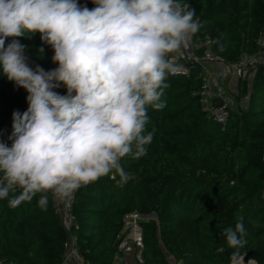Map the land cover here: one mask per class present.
<instances>
[{
	"label": "trees",
	"instance_id": "1",
	"mask_svg": "<svg viewBox=\"0 0 264 264\" xmlns=\"http://www.w3.org/2000/svg\"><path fill=\"white\" fill-rule=\"evenodd\" d=\"M78 3L95 7L92 0ZM186 3L202 23L197 42L208 35L213 51L233 61L258 50L264 0ZM16 39L45 71L58 67L39 33ZM199 72L195 67L189 76L168 77L166 106L148 110L146 132L154 134L146 155L121 160L128 176L122 187L119 176L108 175L76 191L70 233L85 264H114L122 256L124 217L134 211L156 217L142 223V260L136 264H230L233 250L221 233L240 217L247 233L241 257L264 264V67L248 106L232 110L225 125L209 118L199 102ZM56 92L66 95L67 89L61 85ZM26 98L25 89L0 75V141L9 146L12 114L27 110ZM40 195L17 207L0 200V264L64 263L68 234L55 198L48 194L45 211L38 206ZM221 246L223 253L217 251Z\"/></svg>",
	"mask_w": 264,
	"mask_h": 264
},
{
	"label": "clouds",
	"instance_id": "2",
	"mask_svg": "<svg viewBox=\"0 0 264 264\" xmlns=\"http://www.w3.org/2000/svg\"><path fill=\"white\" fill-rule=\"evenodd\" d=\"M92 3L0 0V75L28 93L27 110L12 114L11 145L0 141V200L11 207L41 194L46 211L49 193L64 200L108 175L122 187L121 160L146 155L148 110L166 106L168 77L184 71L178 60L202 27L186 0ZM37 33L53 49L54 70L30 67L16 39ZM61 85L66 95L54 91ZM221 234L230 264H241L243 218Z\"/></svg>",
	"mask_w": 264,
	"mask_h": 264
},
{
	"label": "built area",
	"instance_id": "3",
	"mask_svg": "<svg viewBox=\"0 0 264 264\" xmlns=\"http://www.w3.org/2000/svg\"><path fill=\"white\" fill-rule=\"evenodd\" d=\"M11 39L8 38L6 41L11 42ZM257 44L256 52L243 53L233 61L227 60L213 51L208 35L199 42L193 37L189 47L183 51V55L178 60L184 68V71L178 75L189 76L195 67L199 68L201 78V89L198 92L199 102L206 110L208 117L222 125L229 121L233 104H235V110H243L251 100L253 79H255L259 68L264 67V34L260 36ZM28 64L33 69L37 65L41 67L30 58H28ZM26 94L28 95L27 92ZM75 194L76 192L64 200L55 198L54 201L55 209L60 214L62 224L68 232L64 263L70 257L82 260L75 246L76 237L70 233L75 218L73 212ZM147 218L152 217L138 211L125 215L120 243L122 254L133 250L142 252V223ZM249 262L253 264L252 261Z\"/></svg>",
	"mask_w": 264,
	"mask_h": 264
},
{
	"label": "rangeland",
	"instance_id": "4",
	"mask_svg": "<svg viewBox=\"0 0 264 264\" xmlns=\"http://www.w3.org/2000/svg\"><path fill=\"white\" fill-rule=\"evenodd\" d=\"M255 79H256V77H255ZM255 79H253L254 82H253V86L251 87V89L253 91H254ZM232 108H233V110H235V108H236L235 107V104H233ZM151 217L152 218H156L154 214H151ZM70 258H74V257H70ZM69 259H67L65 263H67V261ZM137 260H142L141 252L139 250H136V251L133 250V251H130L128 253H123L121 257H118L116 259V261L114 262V264H136ZM170 262H171V264H178L174 260H171ZM241 264H250V262L245 261L244 258H243Z\"/></svg>",
	"mask_w": 264,
	"mask_h": 264
},
{
	"label": "crops",
	"instance_id": "5",
	"mask_svg": "<svg viewBox=\"0 0 264 264\" xmlns=\"http://www.w3.org/2000/svg\"><path fill=\"white\" fill-rule=\"evenodd\" d=\"M56 91V89H54ZM65 264H85L82 260L76 258H70Z\"/></svg>",
	"mask_w": 264,
	"mask_h": 264
},
{
	"label": "water",
	"instance_id": "6",
	"mask_svg": "<svg viewBox=\"0 0 264 264\" xmlns=\"http://www.w3.org/2000/svg\"><path fill=\"white\" fill-rule=\"evenodd\" d=\"M67 232V231H66ZM67 234H68V232H67ZM244 258V257H243ZM252 262H254V264H256V262L255 261H252Z\"/></svg>",
	"mask_w": 264,
	"mask_h": 264
}]
</instances>
